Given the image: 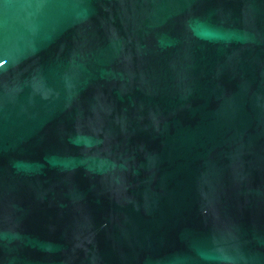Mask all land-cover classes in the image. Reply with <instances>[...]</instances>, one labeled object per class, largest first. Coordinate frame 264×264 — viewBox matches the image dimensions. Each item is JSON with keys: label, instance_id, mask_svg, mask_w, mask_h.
<instances>
[{"label": "water", "instance_id": "water-1", "mask_svg": "<svg viewBox=\"0 0 264 264\" xmlns=\"http://www.w3.org/2000/svg\"><path fill=\"white\" fill-rule=\"evenodd\" d=\"M0 264H264V0H0Z\"/></svg>", "mask_w": 264, "mask_h": 264}]
</instances>
